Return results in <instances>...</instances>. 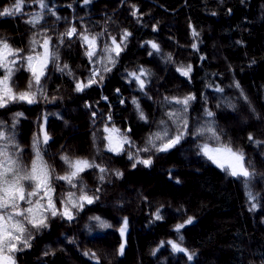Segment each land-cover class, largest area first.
<instances>
[{
	"label": "trees",
	"instance_id": "trees-1",
	"mask_svg": "<svg viewBox=\"0 0 264 264\" xmlns=\"http://www.w3.org/2000/svg\"><path fill=\"white\" fill-rule=\"evenodd\" d=\"M45 2L49 7L42 10L26 0L21 13L0 16V37L13 49H23L22 56L32 54V38L42 41L44 33L59 51V60L49 63L41 78L43 95L37 92V103L0 108V121L5 122L0 131L14 135L25 161L34 156V138L46 131L50 139L42 151L58 174H64L60 159L64 155L95 158L107 172L102 181L97 169L81 174L89 195L99 188V199L72 209V220L45 213L47 227L28 226L31 246L15 253L16 264H264V0ZM11 4L12 0H0V9ZM37 14L42 19L29 23ZM73 26L91 35L103 32V41L111 35L119 42L125 30L131 33L115 65H108L111 71H101L103 80L83 91L76 90V83L86 81L100 66L94 64L95 57L89 61L86 46L77 37L59 42ZM193 29L198 36H193ZM149 41L157 43L160 52ZM169 55L172 61L167 60ZM23 64L18 60L13 76L20 90L30 79ZM65 64L68 69L60 71ZM189 64L190 80L176 70ZM140 68L151 73L144 77L143 90L129 75ZM187 95L196 97L186 113L187 134L167 152H140V158L152 159L150 166L133 167L127 152L116 155L107 150L106 125L121 131L130 128L129 138L143 147L161 120L170 130L175 127L165 113L181 106L168 104L165 97ZM133 99L146 121L140 119ZM207 111L214 116L208 117ZM16 113L22 115L14 119ZM208 121L214 122L222 142L244 153L253 176H231L202 154L199 146L205 142L216 146L207 139L208 133L195 134ZM54 187L58 208L59 198L68 191L80 194L79 184L70 188L64 181H54ZM250 191L256 200L249 199ZM157 211L160 220L155 218ZM93 217L111 227H101ZM189 217L194 222L177 233L175 225ZM125 218L128 231L121 255L118 229ZM168 241L181 243L195 253L194 259L173 251Z\"/></svg>",
	"mask_w": 264,
	"mask_h": 264
},
{
	"label": "snow or ice",
	"instance_id": "snow-or-ice-1",
	"mask_svg": "<svg viewBox=\"0 0 264 264\" xmlns=\"http://www.w3.org/2000/svg\"><path fill=\"white\" fill-rule=\"evenodd\" d=\"M25 2L26 0H12L10 6L0 9V16H13L21 13ZM30 2L37 3L42 10L49 7L45 0H30ZM83 2L87 4L90 0H83ZM49 11L51 10L49 9ZM138 11V9L134 10L132 15L135 16ZM40 19H42V16L37 14L28 22L35 25ZM42 35V41L36 39V37L32 38V54L25 56L21 55L24 51L23 49H13L5 38L0 37V69L3 70L0 73V108H7L11 104L20 102L35 104L37 103V92L43 95L41 78L45 76L49 63H56L59 60V51L58 45L52 44L51 37L47 36L46 33ZM130 35L131 33L125 30L118 42L115 36L110 35L109 41H103V32L91 35L86 29L78 32L75 26L63 33V36L59 38L60 43H63L64 37H77L86 46L85 54L89 58V61H93L95 57L94 64L100 66L92 69L91 75L86 81H78L76 83L75 87L77 91H83L85 88L91 87L93 84H97L103 80V76L100 74L101 71H111L108 65H115L116 58L127 47L126 42ZM193 36H198L195 29H193ZM98 41H101V43H98ZM148 43L152 49L160 52L161 49L157 43L153 41H149ZM37 45L41 49L38 52L36 51ZM196 47L197 45L194 43L193 48ZM18 60L24 61L22 67H26V70L30 73V79L24 90H20L13 80L15 71L18 70L16 68ZM167 60L172 61V57L169 55ZM66 69H68L67 64L61 67L60 71L63 72ZM176 70L182 76L189 78V80L191 79V64L187 66L181 65ZM150 74L149 70L140 68L129 75L138 82L139 88L143 90L146 86L144 77ZM96 77H99V80ZM235 87L239 88L240 86L237 83ZM216 90L223 92V89L219 87ZM195 99V95H187L183 98L165 97V101L168 104L174 103L181 106L176 111L165 113L168 119L174 123L175 127L170 130L167 121L161 120L159 122V130L146 138V143L143 147H137L135 142L129 138L128 133L131 131L130 128L121 131L115 125L111 127L106 125L103 130L107 133V136L104 138L107 141V150L116 155L127 152L128 158L134 160L133 167L137 163L150 166L152 159H142L139 153H147L153 150L167 152L179 144L188 132L186 113L190 102ZM245 99L247 98L245 97ZM132 103L136 105L140 119L146 121L148 117L140 109L139 102L133 99ZM21 115L22 113H16L14 119H18ZM206 115L213 117L214 113L207 111ZM108 120H111V117H108ZM4 126L5 122L0 121V128ZM204 133L209 134L207 139L214 141L216 146L212 147L209 143L205 142L199 146L200 150L204 156L215 163L220 169L227 171L234 177L249 178L255 174L249 171L251 167L250 163L246 166L245 155L242 151L238 149L234 150L230 142H222L221 134L217 131L213 121H208L207 126L201 127L195 134L203 135ZM49 139L50 137L46 131H44L42 137H35L32 145L34 156L25 161L14 135L8 136L4 131H0V264H16L15 253L23 251L24 247L31 246L29 243L31 233L28 226L30 225L35 229L48 226L47 221L49 217L45 213L50 214L52 217L59 215L72 220L74 218L72 209H82L85 202L92 204L95 200L99 199L98 195H96V192H99V188L92 195H89L86 190L87 185L84 183L81 174L94 168L98 170L100 174L99 179L102 181L104 180L103 174L107 172V169L97 164L95 158L91 160L87 158L73 159L64 155L60 157L66 166L63 169L64 174L56 173L54 165L49 164L45 160L42 151L43 145H46ZM249 140H253L251 135H249ZM255 142L261 143L260 141ZM125 145L129 146L127 150L125 149ZM132 149H135V153L132 152ZM116 175L123 174L117 172ZM54 181H64L70 188H77L79 184L80 194L76 195L75 192L68 191L66 196L59 198L61 206L58 208L56 201L53 199L56 192ZM256 198V195L250 191L249 199L256 200ZM22 205L24 206L22 207ZM255 207L256 204L253 203L252 209H255ZM155 218L157 220L162 219L159 211L156 212ZM93 219L98 221L103 228L111 227L108 223L101 220L100 217H93ZM193 222L194 218L189 217L183 223L176 224L175 231L180 233L182 229ZM127 228L128 221L125 218L118 229L122 237L126 236ZM25 233H28V235L25 236ZM179 241H183V235L179 236ZM167 243L173 251L184 253L188 260L194 259L195 253L182 247L181 243L176 241H168ZM125 244L126 239L118 249L121 255L124 253ZM163 244L164 242L161 241V246ZM87 254L91 255L94 259H99L95 253Z\"/></svg>",
	"mask_w": 264,
	"mask_h": 264
},
{
	"label": "rangeland",
	"instance_id": "rangeland-1",
	"mask_svg": "<svg viewBox=\"0 0 264 264\" xmlns=\"http://www.w3.org/2000/svg\"><path fill=\"white\" fill-rule=\"evenodd\" d=\"M43 133H44V130H43ZM198 184H199V182H198ZM195 191V190H194ZM127 231H128V228H127ZM121 235V234H120ZM126 235H127V233H126ZM122 237V236H121ZM126 239V236L125 237H122V242L124 241ZM125 248V247H124Z\"/></svg>",
	"mask_w": 264,
	"mask_h": 264
}]
</instances>
